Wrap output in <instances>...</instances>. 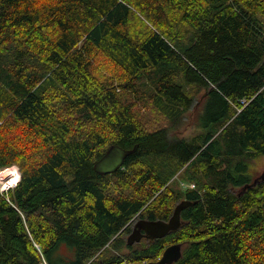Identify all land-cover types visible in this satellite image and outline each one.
Listing matches in <instances>:
<instances>
[{
    "label": "trees",
    "instance_id": "1",
    "mask_svg": "<svg viewBox=\"0 0 264 264\" xmlns=\"http://www.w3.org/2000/svg\"><path fill=\"white\" fill-rule=\"evenodd\" d=\"M262 16L264 0H0V168L21 171L0 192V264H129L175 242L173 264H264V181L243 191L264 155ZM148 104L172 125L202 106L200 133L147 129ZM112 144L138 148L97 173ZM185 199L177 231L127 243Z\"/></svg>",
    "mask_w": 264,
    "mask_h": 264
},
{
    "label": "water",
    "instance_id": "2",
    "mask_svg": "<svg viewBox=\"0 0 264 264\" xmlns=\"http://www.w3.org/2000/svg\"><path fill=\"white\" fill-rule=\"evenodd\" d=\"M138 148L136 144L131 149H126L118 144H112L107 151L99 158L95 164L94 169L100 174H111L120 169L125 159L133 154ZM9 175V174H8ZM4 175L3 178H7ZM264 181V171L243 187V191L247 188L255 187L257 184ZM194 202L190 200H181L175 207L172 215L167 219H148L138 218L134 222L133 229L127 237V243L133 245L141 242L144 237L150 239L164 238L172 232L177 231L181 226V212L184 208L192 205ZM182 243L175 242L169 244L163 251L162 255L157 260L132 262L129 264H173L182 257Z\"/></svg>",
    "mask_w": 264,
    "mask_h": 264
},
{
    "label": "rangeland",
    "instance_id": "3",
    "mask_svg": "<svg viewBox=\"0 0 264 264\" xmlns=\"http://www.w3.org/2000/svg\"><path fill=\"white\" fill-rule=\"evenodd\" d=\"M262 19L264 21V16H262ZM95 69L97 70L100 75L109 77L115 74L117 68L116 65L109 59L104 56H99L95 60ZM190 92L192 95H196V100H200L204 94V90L200 89L195 86H190ZM202 94V95H201ZM202 106H197V107H192L185 113V117L183 120L178 124V125H172L170 121L166 118V116L162 113H159L156 109L153 108L152 104H148L146 106L144 105H139L135 108L136 113L142 120L144 126L147 129H156V128H167L168 132L177 137L185 138L190 140L191 138H194L198 133H200L201 129H199V121H198V114L201 111ZM15 166V164L11 165L10 167ZM9 168V167H7ZM18 168V172L21 176V171L19 166L16 164V166L13 168ZM5 169V168H4ZM11 169V168H9ZM7 169V170H9ZM186 169V168H183ZM3 170V169H2ZM264 171V155H259L251 160V163L248 165L247 169V174L250 175L251 177H258L262 172ZM10 175L12 176L11 172L9 171ZM182 174L181 171L177 174L175 177V181L173 182L175 186H178L180 183V178ZM12 178V177H11ZM6 180H0V186L3 184H7L8 182L5 183ZM19 181V180H18ZM17 184V183H16ZM194 183L192 182H181V186H186V187H193ZM12 188V187H11ZM9 189V188H8ZM4 192L6 193V189H4ZM181 201V200H180ZM140 217H136L133 219L131 223V231L134 226V222ZM126 233L125 238L129 236L131 233ZM139 243H147L146 239L141 240ZM183 248V246H182ZM129 251V250H128ZM122 253L127 252V248H123Z\"/></svg>",
    "mask_w": 264,
    "mask_h": 264
},
{
    "label": "clouds",
    "instance_id": "4",
    "mask_svg": "<svg viewBox=\"0 0 264 264\" xmlns=\"http://www.w3.org/2000/svg\"><path fill=\"white\" fill-rule=\"evenodd\" d=\"M9 171H11L13 179L9 180L7 184H3L2 186H0V192L4 191V189L8 188L10 185H15L18 182V180L20 179V177L17 174V172L15 171V169L6 170L5 172L0 173V176L8 175Z\"/></svg>",
    "mask_w": 264,
    "mask_h": 264
},
{
    "label": "built area",
    "instance_id": "5",
    "mask_svg": "<svg viewBox=\"0 0 264 264\" xmlns=\"http://www.w3.org/2000/svg\"><path fill=\"white\" fill-rule=\"evenodd\" d=\"M15 166H16V165H15ZM15 166H13V167H9V168H14ZM9 168H7V167H6L5 169H4V168H0V173L5 172V171H6L7 169H9ZM2 169H3V170H2ZM15 170H16L17 174H18L19 177H20V174H19V172H18V168H15ZM11 179H12V178H11V175H10V174L8 175L7 178H3V176H0V180H2V181H3V180H6L5 183L8 182V181L11 180ZM15 185H16V184H15ZM15 185H10L8 188L11 189V187L13 188V187H15ZM8 188H6V192L9 190ZM3 192H4V191H3Z\"/></svg>",
    "mask_w": 264,
    "mask_h": 264
},
{
    "label": "flooded vegetation",
    "instance_id": "6",
    "mask_svg": "<svg viewBox=\"0 0 264 264\" xmlns=\"http://www.w3.org/2000/svg\"><path fill=\"white\" fill-rule=\"evenodd\" d=\"M140 218H142V217H140ZM144 239H146V241H151V240H154V239H150L149 237H144L142 240H144ZM127 240V239H126Z\"/></svg>",
    "mask_w": 264,
    "mask_h": 264
},
{
    "label": "bare ground",
    "instance_id": "7",
    "mask_svg": "<svg viewBox=\"0 0 264 264\" xmlns=\"http://www.w3.org/2000/svg\"><path fill=\"white\" fill-rule=\"evenodd\" d=\"M13 168H11V169H9V170H12ZM16 171V170H15ZM11 172V171H10ZM10 174V173H9ZM12 177V179H13V176H11ZM196 186V185H195ZM186 200H188V199H186Z\"/></svg>",
    "mask_w": 264,
    "mask_h": 264
}]
</instances>
